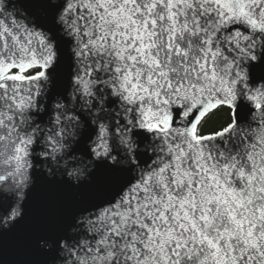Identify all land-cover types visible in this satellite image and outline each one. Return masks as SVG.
I'll list each match as a JSON object with an SVG mask.
<instances>
[{
	"label": "snow or ice",
	"instance_id": "6c2138e0",
	"mask_svg": "<svg viewBox=\"0 0 264 264\" xmlns=\"http://www.w3.org/2000/svg\"><path fill=\"white\" fill-rule=\"evenodd\" d=\"M0 264H264V0H0Z\"/></svg>",
	"mask_w": 264,
	"mask_h": 264
},
{
	"label": "trees",
	"instance_id": "16d2710c",
	"mask_svg": "<svg viewBox=\"0 0 264 264\" xmlns=\"http://www.w3.org/2000/svg\"><path fill=\"white\" fill-rule=\"evenodd\" d=\"M227 119L226 113H220L210 121L208 127H218L220 124L224 123Z\"/></svg>",
	"mask_w": 264,
	"mask_h": 264
}]
</instances>
